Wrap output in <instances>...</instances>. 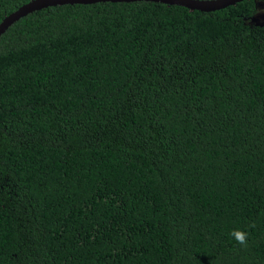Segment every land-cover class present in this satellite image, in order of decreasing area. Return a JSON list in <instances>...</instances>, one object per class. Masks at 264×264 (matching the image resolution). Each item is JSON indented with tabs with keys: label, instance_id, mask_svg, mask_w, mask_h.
Returning a JSON list of instances; mask_svg holds the SVG:
<instances>
[{
	"label": "trees",
	"instance_id": "16d2710c",
	"mask_svg": "<svg viewBox=\"0 0 264 264\" xmlns=\"http://www.w3.org/2000/svg\"><path fill=\"white\" fill-rule=\"evenodd\" d=\"M256 1L60 4L0 34V264H264Z\"/></svg>",
	"mask_w": 264,
	"mask_h": 264
},
{
	"label": "water",
	"instance_id": "95a60500",
	"mask_svg": "<svg viewBox=\"0 0 264 264\" xmlns=\"http://www.w3.org/2000/svg\"><path fill=\"white\" fill-rule=\"evenodd\" d=\"M101 1H136V0H28L15 9L4 15L0 19V34L12 24L18 18L26 15L34 10L44 8L47 6L60 5V4H71V3H92ZM138 1V0H137ZM143 1H154L164 4H177L188 8L189 10L199 11H213L222 8L226 5L234 4L239 0H143Z\"/></svg>",
	"mask_w": 264,
	"mask_h": 264
},
{
	"label": "rangeland",
	"instance_id": "374dc122",
	"mask_svg": "<svg viewBox=\"0 0 264 264\" xmlns=\"http://www.w3.org/2000/svg\"><path fill=\"white\" fill-rule=\"evenodd\" d=\"M245 21L250 24L264 23V1H256L254 13L245 18Z\"/></svg>",
	"mask_w": 264,
	"mask_h": 264
},
{
	"label": "clouds",
	"instance_id": "9594fccd",
	"mask_svg": "<svg viewBox=\"0 0 264 264\" xmlns=\"http://www.w3.org/2000/svg\"><path fill=\"white\" fill-rule=\"evenodd\" d=\"M250 227H254V225H250ZM229 235L238 243L239 245L243 247H247L248 241H249V235L250 233L244 229L236 228L233 229Z\"/></svg>",
	"mask_w": 264,
	"mask_h": 264
}]
</instances>
